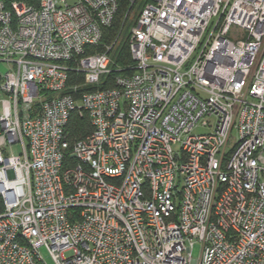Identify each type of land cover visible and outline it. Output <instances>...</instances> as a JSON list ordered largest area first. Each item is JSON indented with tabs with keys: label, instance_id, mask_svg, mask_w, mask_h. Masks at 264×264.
Returning <instances> with one entry per match:
<instances>
[{
	"label": "built area",
	"instance_id": "2783aa9c",
	"mask_svg": "<svg viewBox=\"0 0 264 264\" xmlns=\"http://www.w3.org/2000/svg\"><path fill=\"white\" fill-rule=\"evenodd\" d=\"M121 1L0 0V264H264V0H145L126 68Z\"/></svg>",
	"mask_w": 264,
	"mask_h": 264
},
{
	"label": "trees",
	"instance_id": "16d2710c",
	"mask_svg": "<svg viewBox=\"0 0 264 264\" xmlns=\"http://www.w3.org/2000/svg\"><path fill=\"white\" fill-rule=\"evenodd\" d=\"M19 1H25L28 3H36V0H19ZM138 1V0H137ZM137 1L135 5L131 6L129 2L126 0H122L120 4V9L115 17V20L113 24L106 28L104 31V38H103V44H112L114 43L119 34L124 31V28L127 27L128 21L131 18L135 6L137 4ZM143 5L145 3L142 2ZM143 7V6H142ZM142 9V8H141ZM136 11V10H135ZM141 11V10H140ZM140 13V12H139ZM138 13V16H139ZM137 20V19H136ZM135 20V22H136ZM133 24V23H132ZM130 25L129 29L135 24ZM128 40L125 42H121L119 40L118 48L117 51L115 52L114 55V63L116 66H120L122 68H126L128 66H131L134 64V61L132 59L130 50H129V45H128ZM102 46V45H101ZM101 51L102 48H99ZM118 75L117 72H114L109 76V81L106 84V86H113L112 80L113 78ZM85 78L83 74H69V85L71 86H81L84 84ZM104 83H102L99 87H93V88H88V89H80L79 93H77L76 98L80 97L82 93L85 92H91L95 90H102L104 87H106ZM94 131V127L91 123V120L88 115L80 116L77 113H73L71 115V118L69 120V124L67 126V133H68V141L71 145V147L84 139H86L89 135H91ZM75 163V161H74ZM4 212V203L2 198L0 197V214Z\"/></svg>",
	"mask_w": 264,
	"mask_h": 264
},
{
	"label": "rangeland",
	"instance_id": "374dc122",
	"mask_svg": "<svg viewBox=\"0 0 264 264\" xmlns=\"http://www.w3.org/2000/svg\"><path fill=\"white\" fill-rule=\"evenodd\" d=\"M145 0H138L137 1V4H136V8H135V10H134V12H133V14H132V16H131V18L129 19V21H128V25H127V27H125L124 28V31L122 32V34H121V37H120V43L121 42H125V41H129V31H130V29H129V27H130V25L133 23H135V20L138 18V13L140 12V10H141V8H142V6H143V3L142 2H144ZM132 24V25H133ZM236 33V30H232V32H231V36H233L234 34ZM10 67L7 65V64H4V63H0V79L3 77V76H5L6 75V73H8L9 72V69ZM4 98V95L2 94V91H1V89H0V100L1 99H3ZM0 111H1V107H0ZM210 132V129H208V128H202V127H200V128H197L196 130H195V133L196 134H207V133H209ZM237 133H236V131L233 133V138H234V140L231 142V144H230V146H229V149L228 150H231L232 149V147L234 146V143H235V140H236V138H237ZM13 151H14V153L16 154V155H19L20 153H21V149H20V146L19 145H15L14 147H13ZM41 254H42V256H43V258L45 259V261L47 262V264H53V262H52V260H51V258H50V256H49V254L47 253V251L45 250V249H42L41 250ZM199 254H200V246L198 245V246H196L195 247V250H194V252H193V256H194V258L195 259H198V257H199ZM72 255V253H66V257H70Z\"/></svg>",
	"mask_w": 264,
	"mask_h": 264
}]
</instances>
